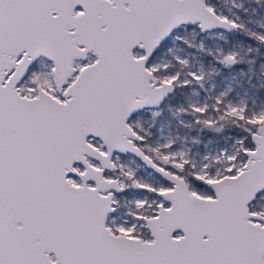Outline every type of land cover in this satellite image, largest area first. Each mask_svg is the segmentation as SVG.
Wrapping results in <instances>:
<instances>
[{
    "label": "snow or ice",
    "instance_id": "6c2138e0",
    "mask_svg": "<svg viewBox=\"0 0 264 264\" xmlns=\"http://www.w3.org/2000/svg\"><path fill=\"white\" fill-rule=\"evenodd\" d=\"M0 264H264V0H0Z\"/></svg>",
    "mask_w": 264,
    "mask_h": 264
}]
</instances>
